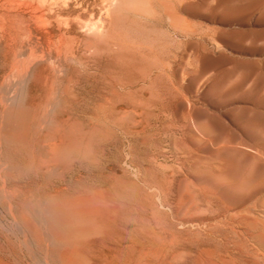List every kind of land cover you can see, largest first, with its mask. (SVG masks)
Here are the masks:
<instances>
[{
  "label": "rangeland",
  "instance_id": "374dc122",
  "mask_svg": "<svg viewBox=\"0 0 264 264\" xmlns=\"http://www.w3.org/2000/svg\"><path fill=\"white\" fill-rule=\"evenodd\" d=\"M34 84L38 124L47 125L68 92L77 101L65 115L69 133L116 213V229L98 249L102 258L87 264H106V247L119 251L121 264H207L206 253L216 264H264V0H0V111L4 104L28 107ZM143 99L158 103L149 104L157 109L153 126L175 116L198 138L195 146H209L200 131L222 140L234 134L250 185L226 191L225 163L190 172L181 157L148 158L145 141L132 143L124 130ZM12 129L20 146L22 125ZM40 158L34 182L0 163V174L7 166L10 173L0 176V264H61L48 250L52 232L62 237L75 224H65L62 211L48 214L43 180L50 175L47 157ZM164 166L175 174L169 190L158 192L150 183ZM184 183L198 189L188 207L178 195ZM28 213L41 242L26 226Z\"/></svg>",
  "mask_w": 264,
  "mask_h": 264
},
{
  "label": "bare ground",
  "instance_id": "6f19581e",
  "mask_svg": "<svg viewBox=\"0 0 264 264\" xmlns=\"http://www.w3.org/2000/svg\"><path fill=\"white\" fill-rule=\"evenodd\" d=\"M37 86L38 84L32 86V89H29L30 95L28 96L27 101L28 107H24L22 103L18 106H7L6 104L3 105L1 103L3 106L0 111V163L5 161L3 162V165L9 164L12 168H16L15 172L18 174L20 180L26 179L34 182L39 180L41 171L38 170L40 166L37 162V158L42 157L40 159H47L46 166L48 168L46 170L50 177L49 179L43 180L45 183V194L43 195L52 201V204L47 207V212L48 214H57L62 211L63 222L65 224H75L72 233L66 234L62 237H58L55 232H52L55 241L51 244L52 246L50 249L48 248V250L57 256L61 264H87L89 260H92L95 257L102 258L101 254L97 255L98 249L103 243L108 241L109 235L116 229V213L107 202L106 196L103 195L102 191L98 189V191H96L93 184L95 179L91 174L89 157H87L86 154L83 156V153L78 150L77 143L75 142L76 140L73 139L74 135L71 137V133H69L70 127L72 128V126L66 121L65 115H68L69 117L73 115L75 111V103H77V101L74 102V100L69 97L70 94L68 92L67 98L63 97L64 99L57 101L58 108L52 111V116L50 117L51 119L49 122L47 120L48 118L44 116L47 120V125H44L43 123L38 124L36 122L39 114L31 106L34 101L32 93L39 91L37 88L40 84L38 87ZM57 89L58 88L54 90L57 91ZM55 96L56 95H54V98H56ZM8 99L10 100L11 98ZM146 101V99H143V102H139L137 105L133 104L131 112L134 115L133 126L129 130H124L126 134L130 136L132 143L136 140L138 142L139 139L145 141L144 143H146L149 148L148 151L145 152L149 155L148 158L158 161L160 156L169 153L174 156L176 160H179L180 157L183 158L187 162V170L190 172L196 171L208 173L210 171H208L207 167H212L211 165L214 164L218 165L219 162L225 163L227 176L231 178V185L225 189L226 191L230 192L237 188L245 189L250 185V180H252L250 179L251 173L244 169L243 157H245V152H243L241 148L243 143L239 141L240 139L237 142L234 134H232L230 139L222 140L220 137H206L204 132L201 133L200 131L198 135L199 138L204 140L209 146L204 148L201 146H195V143H193L192 140H198V138H196L191 131H187L185 126L180 124L175 116L168 122L161 118L158 127H156V125L153 126L151 119L155 117L154 112L157 109L149 104L152 103L157 107L158 103ZM148 105L150 108H147ZM159 105V111H163L167 108V105ZM14 113L16 114L14 115ZM12 115H14V121L11 119ZM15 118L18 119L19 123H17ZM29 121L35 129L34 131L29 128ZM263 121L264 117H262V122ZM12 124L16 127L20 124L22 125L24 133L21 142L26 147L22 146V144L20 146L14 145L12 139L14 132ZM261 124L262 123H260V125ZM63 125H67L69 130H66ZM47 130H49V133L45 134V131ZM31 132L39 134L38 136L40 138L38 141H35L30 137L29 133ZM260 139L261 143L259 147L263 150L264 136ZM41 141L46 142V144L52 142L53 148L49 147V152L46 151L45 148L41 146ZM190 141L191 146L188 144ZM129 155L130 154H128V157L131 156ZM44 157L47 158L45 159ZM146 163H150V161L147 160ZM74 166L77 168L75 170L77 173L73 172ZM8 168V166L4 168L2 167V173L0 174L2 178L5 177V179H7L9 177L10 173ZM170 173H173L171 176L174 177L175 173L173 168L170 166H164L159 175H154V179L151 181L152 184L150 183V185L157 189L158 192H162L163 190L168 191V185L166 186V184L172 183ZM45 177H47V175ZM213 187H215V184H213ZM14 190L19 192L21 188L20 190L17 188ZM196 190L198 189L189 188V184L186 183H184L182 187H179L178 195L180 204L187 207L189 204H193L192 201L198 196ZM89 192L93 193L92 197L89 196ZM229 192H226V194H229ZM16 199L19 201L22 200L19 197ZM45 206L43 208H46ZM28 214L30 217L25 219L26 226L28 227L30 234L41 242V236L36 228L35 220L34 218H31L33 215H30V213ZM45 215H47V213H45ZM50 229L54 231L52 226H50ZM118 254V250L106 247V252L104 253V259H108L106 264H121L117 258ZM206 254H208V260H206L207 264H216L214 262L216 257H212L213 254L211 253Z\"/></svg>",
  "mask_w": 264,
  "mask_h": 264
}]
</instances>
